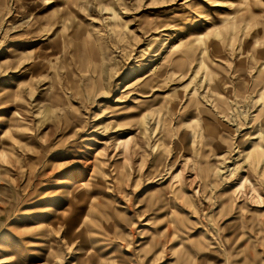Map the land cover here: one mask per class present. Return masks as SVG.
<instances>
[{
  "label": "rangeland",
  "instance_id": "374dc122",
  "mask_svg": "<svg viewBox=\"0 0 264 264\" xmlns=\"http://www.w3.org/2000/svg\"><path fill=\"white\" fill-rule=\"evenodd\" d=\"M0 264H264V0H0Z\"/></svg>",
  "mask_w": 264,
  "mask_h": 264
},
{
  "label": "bare ground",
  "instance_id": "6f19581e",
  "mask_svg": "<svg viewBox=\"0 0 264 264\" xmlns=\"http://www.w3.org/2000/svg\"><path fill=\"white\" fill-rule=\"evenodd\" d=\"M179 57H180V56H179ZM174 61H175V60H174ZM152 76H153V75H152ZM227 106H228V105H227ZM226 143H227V142H226ZM259 146H260V145H259ZM260 147H261V146H260ZM82 185H83V182H78V181H75V182H74V187H76V188H81V187H83ZM70 223H71V222H70ZM75 226H76V225H75ZM75 226H74V227H75ZM4 250H5V249H4ZM12 250H13V248H12ZM8 254H9V253H8ZM8 254H7V255H8Z\"/></svg>",
  "mask_w": 264,
  "mask_h": 264
}]
</instances>
